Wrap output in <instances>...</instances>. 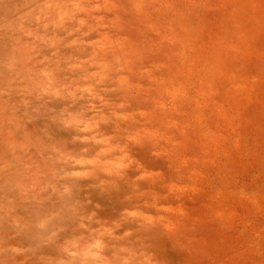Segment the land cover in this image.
Instances as JSON below:
<instances>
[{
    "label": "rangeland",
    "instance_id": "374dc122",
    "mask_svg": "<svg viewBox=\"0 0 264 264\" xmlns=\"http://www.w3.org/2000/svg\"><path fill=\"white\" fill-rule=\"evenodd\" d=\"M0 264H264V0H0Z\"/></svg>",
    "mask_w": 264,
    "mask_h": 264
}]
</instances>
